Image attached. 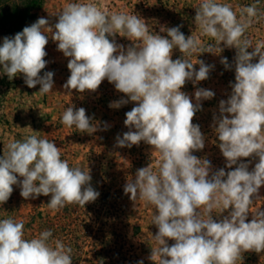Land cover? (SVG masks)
Here are the masks:
<instances>
[{"label":"clouds","instance_id":"clouds-1","mask_svg":"<svg viewBox=\"0 0 264 264\" xmlns=\"http://www.w3.org/2000/svg\"><path fill=\"white\" fill-rule=\"evenodd\" d=\"M194 8L196 27L216 43L201 46L193 35L186 37L181 26H162L160 32H167L162 36L136 14L110 13L91 0H78L56 14L55 31L41 17L14 38L4 37L0 65L10 80L23 74L29 88L40 85V94L51 92L54 73L40 75L48 63L45 47L51 34L57 50L70 58L65 89L95 92L107 79L128 97L109 107L137 102L125 113L129 131L116 141L118 147L143 141L160 155L155 170L151 164L139 168L123 189L132 201H144L155 210L152 224L158 231L153 239L158 247L149 259L154 264H237L244 252L264 251V210H257L248 220L252 197L264 186V42L253 45L246 35L256 19L264 18V12L253 4L242 7L238 15L229 4L217 0H200ZM117 34L133 44L125 50L115 41ZM221 43L236 49L235 83L230 97L219 102L221 115L214 117L218 125L214 131L226 167H236L227 172L221 168L210 176L211 162L193 155L205 147L193 118L201 109L200 101L215 93L197 88L193 103L181 89L188 81L195 86L206 80L213 67L197 60V71L190 57L218 54L223 50ZM177 48L182 58L173 60ZM256 57L258 62L253 63ZM220 62L230 67L226 57ZM60 122L81 133L98 130L82 107L65 108ZM249 157L259 158L251 171V161L238 164ZM90 181L88 169L70 166L62 159L61 148L37 135L7 143L0 156V204L8 201L13 185L19 184L26 200L51 195L47 205L53 210L70 204L84 206L100 195ZM215 209L219 215L226 210L228 214L213 219ZM24 229L23 221L0 219V264H73L71 247L50 241L51 230L27 238ZM168 240L174 243L169 246Z\"/></svg>","mask_w":264,"mask_h":264},{"label":"rangeland","instance_id":"rangeland-1","mask_svg":"<svg viewBox=\"0 0 264 264\" xmlns=\"http://www.w3.org/2000/svg\"><path fill=\"white\" fill-rule=\"evenodd\" d=\"M69 2L78 0H0V46L4 37L14 38L24 27L30 26L38 18L49 21L53 28L58 21L56 15ZM102 10L108 12H125L136 14L151 28V31L162 36L160 28L181 26L180 31L186 37L193 35L201 46L216 41L201 33L194 22L195 5L200 0H91ZM218 3L229 4L239 15L242 7L256 4L264 12V0H217ZM25 13L22 21L15 25L19 14ZM247 37L253 45L264 42V18L256 19L247 29ZM113 39V37H109ZM117 44L125 50L133 44L126 37L117 34L114 37ZM223 50L218 54L201 53L190 57L193 64L202 60L210 68L208 78L198 82H186L181 91L190 96L196 103L194 93L197 88H204L215 93L214 97L200 101L201 109L196 112L193 123L200 126L204 135L205 147L193 153L200 159L211 162L209 175L226 167L218 145V136L214 127V117L220 118L219 102L227 100L232 92L231 84L235 83L236 49L228 48L221 43ZM48 62L40 75L52 71L53 88L47 94H40V85L29 88L23 74H17L9 79L3 74L0 65V156L3 155L4 145L22 139L26 135H37L40 138L52 140L61 148V157L70 166H79L89 170L91 187L100 195L93 202L84 206L66 205L64 208L53 210L48 207L49 196L24 199L20 195L19 184L13 185V192L6 203L0 204V219L13 218L23 221L27 238H33L44 230H51L50 241H61L72 249L73 264H154L149 259L152 249L158 247L153 236L158 228L152 224L154 208L144 201H132L130 194L124 193V186L129 179H135L136 171L149 164L155 170L160 161V155L152 146L141 141L131 147H118L116 138L129 131L124 125L125 113L136 106L137 102L128 101L119 108H111V102L128 97L118 92L114 84L105 79L95 92L65 89L63 85L70 76L67 68L69 57L57 50V43L51 39L45 47ZM248 51H253L249 48ZM117 55L119 53H116ZM226 57L229 68L221 64ZM182 58L179 49H173L172 59ZM253 63L258 62V57ZM194 68L198 71L199 64ZM84 108L91 122L98 130L89 134L81 133L74 127L61 124V116L65 108ZM135 131V129H132ZM34 131V132H33ZM258 157L241 158V162L249 163L251 171ZM18 176V180H22ZM253 205L249 208L248 220L252 219L257 210H264V186L252 197ZM219 209L213 211V219L220 220L228 214L226 210L219 215ZM219 215V216H218ZM174 243L168 240L169 246ZM54 246V244H53ZM237 264H264V251L244 252Z\"/></svg>","mask_w":264,"mask_h":264},{"label":"trees","instance_id":"trees-1","mask_svg":"<svg viewBox=\"0 0 264 264\" xmlns=\"http://www.w3.org/2000/svg\"><path fill=\"white\" fill-rule=\"evenodd\" d=\"M25 15V13H23V14H19L18 15V17H17V19L15 20V25L18 23V22H20V21H22L23 19H24V16Z\"/></svg>","mask_w":264,"mask_h":264}]
</instances>
